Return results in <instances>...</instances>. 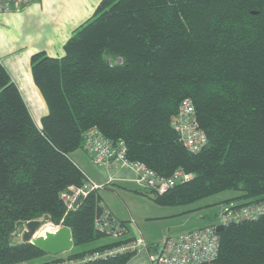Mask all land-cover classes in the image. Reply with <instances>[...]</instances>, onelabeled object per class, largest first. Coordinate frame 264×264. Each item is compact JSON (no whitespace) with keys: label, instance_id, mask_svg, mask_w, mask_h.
Segmentation results:
<instances>
[{"label":"trees","instance_id":"obj_1","mask_svg":"<svg viewBox=\"0 0 264 264\" xmlns=\"http://www.w3.org/2000/svg\"><path fill=\"white\" fill-rule=\"evenodd\" d=\"M62 48L30 56L47 107L39 124L0 62V264H125L137 252L100 255L138 236L117 218L122 233L98 242L100 187L72 207L60 196L86 181L70 153L90 127L159 175H189L161 194L144 187L158 205L227 190L237 193L223 202L264 200V0H99ZM184 98L206 137L195 152L171 125ZM37 218L69 227L65 255L41 261L46 252L14 240ZM217 233L212 263L264 264V216Z\"/></svg>","mask_w":264,"mask_h":264},{"label":"crops","instance_id":"obj_2","mask_svg":"<svg viewBox=\"0 0 264 264\" xmlns=\"http://www.w3.org/2000/svg\"><path fill=\"white\" fill-rule=\"evenodd\" d=\"M98 2L99 0H33L20 10L0 13V62L17 85L36 124L40 123V118L46 113L47 107L32 79L29 64L31 54L44 51L50 56H61L63 44L71 31L91 16ZM70 156L86 177L101 185L99 189L101 203L116 218L125 221L127 227L125 235H138L147 244L148 249H138L125 264H152L149 252L158 250L161 239L168 235L165 227H160L161 231L153 225L159 220L164 222L165 218L180 212L171 213L169 206L158 205L152 198H147L150 202L146 208L138 211L126 208V214L119 209L120 213L116 206L110 207L104 200L101 190L107 189L106 186L110 184L124 187L134 184L135 169L123 164L96 166L82 149L72 151ZM188 210L189 208L183 209L181 213ZM129 223L134 226L132 231L128 227ZM195 227L189 225L186 229L170 235L176 236Z\"/></svg>","mask_w":264,"mask_h":264},{"label":"built area","instance_id":"obj_3","mask_svg":"<svg viewBox=\"0 0 264 264\" xmlns=\"http://www.w3.org/2000/svg\"><path fill=\"white\" fill-rule=\"evenodd\" d=\"M33 0H0V13L20 10ZM171 125L176 129L184 146L190 151L199 150L206 142L203 131L198 127L194 108L189 98L181 100L178 111L171 117ZM82 149L96 166L123 164L136 171L135 182L141 187H147L157 194L164 193L178 182H183L189 175L181 170H175L170 175H159L155 170L139 161L129 160L126 147L122 140L111 141L105 138L96 127H90L83 138ZM101 185L86 177L81 186L69 185L60 193L68 207H72L78 195H85L91 189ZM264 216V200L245 203L230 202L219 213L215 223L195 227L181 232L176 236L164 235L156 251L149 252L152 264H211L218 254L219 236L216 225L225 226L229 223L254 221ZM96 229L105 232L110 237L119 236L124 227L107 207L101 209L95 218ZM148 249L142 237L105 250L100 255H111L126 250ZM95 256L99 253L95 252Z\"/></svg>","mask_w":264,"mask_h":264},{"label":"rangeland","instance_id":"obj_4","mask_svg":"<svg viewBox=\"0 0 264 264\" xmlns=\"http://www.w3.org/2000/svg\"><path fill=\"white\" fill-rule=\"evenodd\" d=\"M107 189L101 190V194L104 197V200L107 201V203L110 205V207H117L118 211H123V213L126 214V208L129 210H139L141 208H146L148 206V203L150 200L147 198H151V196H148L144 194L143 187L141 185L137 184L136 182L132 185H127L124 187V185H115L110 184L106 186ZM237 192L227 190V191H221L212 195H209L207 197H204L202 199H199L193 203L185 204V205H173L169 206L171 209V213L180 212L179 214H174L173 216L165 218V221L159 220V222L155 223L153 225L154 227L160 228L165 227L166 234L170 235L176 231H180L182 229H186L189 225L190 226H203L206 224L215 223L217 221V218L219 216V213L228 205V202H223L225 198L230 196L231 194H235ZM145 197V198H144ZM152 203V202H151ZM166 207V206H165ZM190 208L186 212L181 211L183 209ZM160 210V208L158 209ZM111 212V211H110ZM121 213V212H120ZM43 223H47L43 225L39 230L38 234H42L43 231L50 226L51 228L57 227V225L52 224L51 222H44L41 218ZM188 221V222H187ZM142 225V224H140ZM128 227L132 231L134 226L129 223ZM168 227V229H167ZM22 229L23 227L20 226L17 229L16 233V239L19 240L22 235ZM162 231V228H160ZM111 238L108 236H103L98 239V242H107L110 241ZM56 255H65V252H61ZM55 255L52 254H46L39 260H46L50 259Z\"/></svg>","mask_w":264,"mask_h":264},{"label":"water","instance_id":"obj_5","mask_svg":"<svg viewBox=\"0 0 264 264\" xmlns=\"http://www.w3.org/2000/svg\"><path fill=\"white\" fill-rule=\"evenodd\" d=\"M80 198L81 195H78L73 206L77 205ZM45 224L47 223H43L40 218L25 221L21 225L23 227L21 240L28 241L42 251L52 255L68 251L72 247L69 227L66 225H59L55 228L48 226L42 234H37V231ZM222 228L221 224L216 225V230Z\"/></svg>","mask_w":264,"mask_h":264}]
</instances>
